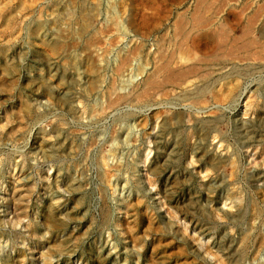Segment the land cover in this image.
Here are the masks:
<instances>
[{"label": "rangeland", "instance_id": "obj_1", "mask_svg": "<svg viewBox=\"0 0 264 264\" xmlns=\"http://www.w3.org/2000/svg\"><path fill=\"white\" fill-rule=\"evenodd\" d=\"M197 1L200 0H0V33H3L0 34V39H3L0 40V123H3L0 124V264H264V5L259 8L264 1L209 0L212 5L208 0L201 1V5ZM190 2L194 3L193 7ZM205 2L208 5H204ZM199 7L203 9L202 13L209 7L204 11L207 12L204 17L206 16L208 25L197 27L192 18L190 19ZM249 9L255 15H251ZM231 14L238 16L237 19ZM249 15L256 18L252 19ZM179 19L185 23V28L179 26ZM252 21L254 23L251 27ZM249 25L255 30L247 28ZM214 27H219L217 30L225 29L226 41L217 37ZM244 29L251 30L250 34L244 36L245 41L262 42L254 45V50L251 48L252 51L248 53L243 48L239 50V44L232 43L234 37L236 39ZM117 32L120 35L115 34ZM167 33L170 38L166 37ZM252 35L255 36L252 38ZM110 37H113L112 41ZM202 38L204 41L200 40ZM96 41L99 42L95 45L93 42ZM179 42L181 46L178 45ZM243 42L241 41V46L245 44ZM188 47L193 51L189 52ZM219 47L221 50H217ZM164 49L165 55L162 54ZM215 49L217 51L214 52ZM255 50L262 55L261 59H258L260 56ZM176 51L180 54L177 55ZM253 52L257 59H254L255 56L251 57ZM214 53L219 56L215 57ZM222 53L224 54L221 55ZM169 57L172 58L171 61ZM180 57L185 66L176 64ZM184 59L188 60L187 63ZM167 61L170 62V70H176L175 72L192 65L198 69L178 79L179 83L178 80L171 81L172 83L162 80L161 74L158 77L159 84L153 86L154 89L149 88L152 93H148L149 90L143 87H146V78L151 72L159 70L161 64H167ZM209 62H213V66ZM181 66L183 67L180 68ZM48 85L52 91L48 89ZM108 85H112L113 89ZM140 86L143 88L140 89ZM226 88L231 89L228 91ZM195 90L197 94L193 92ZM170 93L176 101L171 98ZM225 97H229V100ZM110 98L120 103L117 106L116 102L110 104ZM144 101L146 105L149 101V104L146 106ZM188 103L192 105L189 106ZM107 104L111 108L105 107ZM161 112H164V116ZM245 112H248L247 115ZM151 113H154L152 117ZM193 123H197L196 126ZM157 128L160 134H157ZM212 128L217 129L216 132ZM148 158H151L150 161ZM211 176L216 178L212 179ZM16 177L19 180L15 181ZM137 198L144 203L136 202ZM126 201L131 203L125 204ZM49 205H54V208ZM56 205H59L58 208ZM133 210H137V213ZM184 229L189 231L185 232ZM218 255L222 257L219 258Z\"/></svg>", "mask_w": 264, "mask_h": 264}, {"label": "bare ground", "instance_id": "obj_2", "mask_svg": "<svg viewBox=\"0 0 264 264\" xmlns=\"http://www.w3.org/2000/svg\"><path fill=\"white\" fill-rule=\"evenodd\" d=\"M201 1L204 2V0H200V1H197V2L200 4ZM223 1H225V0H223ZM228 1H231V0H228ZM250 1H251V0H250ZM250 1H249V2H250ZM259 1H260V0H259ZM261 1H262V0H261ZM263 1H264V0H263ZM202 2H201V4H202ZM208 2H209V0H208ZM232 2H233V0H232ZM232 2H231V3H232ZM241 2H242V1H241ZM254 2H255V1H254ZM188 3H189V2H188ZM205 3H206V2H205ZM209 3H210V2H209ZM224 3H225V2H224ZM226 3L228 4L229 2H226ZM226 3H225V4H226ZM234 3H235V2H234ZM243 3H244V2H243ZM243 3H242V4H243ZM246 3H248V2H246ZM251 3L253 4V2H250V4H251ZM255 3H256V2H255ZM190 4L192 5V4H194V3H191V2H190ZM201 4H200V5H201ZM210 4H211V3H210ZM217 4H218V3H217ZM229 4H230V3H229ZM235 4L237 5V3H235ZM239 4H240V3H239ZM242 4H241V5H242ZM250 4H249V5H250ZM262 4L264 5V3H261V4H260L261 6H259V5H257V6H259V8H260V7H263ZM204 5H208V4L206 3V4H204ZM211 5H212V4H211ZM219 5L221 6V1H220V4H219ZM123 6H124V5H123ZM186 6H187V5H186ZM195 6H196V5H195ZM222 6L224 7V4H223ZM228 6H229V5H228ZM237 6H238V5H237ZM251 6H252V5H251ZM1 7H2V6H1ZM6 7H7V6H6ZM124 7H125V6H124ZM184 7H185V5H184L182 8H184ZM190 7H191V6H190ZM192 7H193V5H192ZM192 7H191V8H192ZM218 7H219V6H218ZM223 7H222V8L219 7V8L223 9ZM229 7H231V6H229ZM229 7H227V8L229 9ZM252 7L254 8V6H252ZM214 8H215V7H214ZM244 8H245V7H244ZM246 8H248V6H246ZM0 9H1V8H0ZM122 9H123V8H122ZM208 9H209V7H208ZM208 9H205V10H208ZM221 9H220V10H221ZM228 9H226V10H228ZM233 9H234V8H233ZM236 9L238 10L237 7H236ZM240 9H243V7L240 8ZM250 9H251V8H250ZM250 9H249V10H250ZM256 9H257V8H255V12H257ZM9 10H10V9H9ZM125 10H126V9H125ZM180 10H181V8H180ZM186 10H187V9H186ZM192 10H193V9H192ZM202 10H203V9H200V7H199L194 13H192V14H193V15H192L193 17H190V19L192 18V21H194V24H195V26H197V27H198V25H199V26H205V25H208V21L205 19L206 16L204 17L205 13H207V12H204V11H205V10H204V11H203L204 14H203V13H202ZM246 10H247V9H246ZM249 10H248V11H249ZM259 10H260V9H259ZM259 10H258V11H259ZM4 11H6V10H4ZM7 11H8V10H7ZM178 11H179V8H178ZM181 11H182V10H181ZM216 11H217V9H216ZM224 11H225V10H224ZM252 11H254V9H253ZM263 11H264V10H263ZM190 12H191V11H190ZM208 12H209V11H208ZM214 12H215V11H214ZM218 12H219V11H218ZM222 12H223V10H222ZM239 12H240V11H239ZM245 12H247V11H245ZM250 12H251V10H250ZM255 12H254V13H255ZM261 12H262V10H261ZM173 13H174V12H173ZM223 13H224V12H223ZM233 13H236V12H233ZM247 13H248V12H247ZM254 13L251 12V15L254 14ZM257 13H258V12H257ZM259 13H260V12H259ZM262 13H263V12H262ZM209 14H210V13H209ZM211 14L213 15V13H211ZM215 14H216V12H215ZM225 14H226V11H225ZM236 14H240V13H236ZM248 14H249V13H248ZM263 14H264V13H263ZM0 15H1V14H0ZM126 15H127V14H126ZM207 15H208V14H207ZM217 15H218V14H217ZM219 15H220V14H219ZM222 15H223V14H222ZM231 15H232V14H231ZM254 15H255V14H254ZM261 15H262V14H261ZM5 16H6V13H5ZM173 16H174V15H173ZM178 16H179V15H178ZM210 16H211V15H210ZM232 16H233V15H232ZM240 16H241V15H240ZM240 16H239V17H240ZM242 16H243V15H242ZM249 16H250V15H249ZM249 16H247V17L249 18ZM257 16H258V15H257ZM259 16H260V15H259ZM259 16H258V17H259ZM12 17H13V16H12ZM14 17H15V16H14ZM14 17H13V18H14ZM123 17H124V16H123ZM123 17H122V18H123ZM214 17H215V15H214ZM233 17H236V16H233ZM237 17H238V16H237ZM237 17H236V19H237ZM244 17H245V16H244ZM261 17H262V16H261ZM8 18H9V17H8ZM250 18H252V17L250 16ZM254 18H256V17H254ZM254 18H252V19H254ZM1 19H2V18H1ZM16 19H17V18H16ZM169 19H170V18H169ZM169 19H168V20H169ZM172 19H173V17H172ZM213 19H214V18H213ZM239 19H241V17H240ZM252 19H251V20H252ZM263 19H264V18H263ZM7 20H8V19H7ZM185 20H186V19H185ZM211 20H212V18H211ZM218 20H220V19H219V16H218ZM225 20H226V19H225ZM232 20H233V19H232ZM234 20H235V19H234ZM256 20H257V19H256ZM256 20H255V21H256ZM173 21H174V20H173ZM173 21H172V23H173ZM235 21H236V20H235ZM238 21H241V20H238ZM247 21H250V20L248 19ZM10 22H12V21H10ZM177 22H178V21H177ZM177 22L175 21V23H177ZM179 22H180V23H179V26H181V28L183 29V27L185 26V25H184L185 23H184L182 20H180V19H179ZM214 22H216V21H214ZM218 22H219V21H218ZM220 22H221V21H220ZM262 22H264V21H262ZM12 23H13V22H12ZM162 23H163V22H162ZM162 23H161V24H162ZM169 23H170V22H169ZM169 23H168V24H169ZM189 23H190V22H189ZM192 23H193V22H192ZM216 23H217V22H216ZM236 23H238V22L236 21ZM243 23H244V22H243ZM253 23H254V22L252 21V22H251V27H252V24H253ZM31 24H32V23H31ZM158 24H159V23H158ZM166 24H167V23H166ZM166 24H165V25H166ZM173 24H174V23H173ZM186 24H187V23H186ZM190 24H191V23H190ZM227 24L229 25V22H228ZM232 24H233V23H232ZM232 24H231V25H232ZM246 24H247V23H246ZM261 24H262V23H261ZM261 24H260V25H261ZM134 25H135V23H134ZM214 25H215V24H214ZM217 25H218V24H217ZM217 25H216V26H217ZM220 25H221V24H220ZM220 25H219V26H220ZM242 25H244V24H242ZM260 25H259V26H260ZM30 26H31V25H30ZM163 26H164V25H163ZM172 26H173V25H172ZM175 26H176V25H175ZM177 26H178V24H177ZM179 26H178V28H179ZM191 26H194V25H191ZM209 26H211V25H209ZM225 26H226V25H225ZM229 26H230V25H229ZM229 26H228V27H229ZM254 26H255V25H254ZM259 26H258V27H259ZM261 26H262V25H261ZM8 27H10V26H8ZM14 27H15V26H14ZM34 27H35V26H34ZM110 27H111V26H110ZM152 27H153V26H152ZM156 27H157V25H156ZM167 27H168V26H167ZM185 27H186V26H185ZM185 27H184V28H185ZM207 27H208V26H207ZM222 27H224V26H222ZM233 27H234V26H233ZM233 27H232V29H233ZM238 27H239V26H238ZM248 27H249V29H254V28H251L250 25L247 26V28H248ZM94 28H95V27H94ZM168 28H169V27H168ZM170 28H171V27H170ZM188 28H189V26H188ZM191 28H192V27H191ZM209 28H210V27H209ZM211 28H212V27H211ZM214 28L216 29V27H214ZM218 28H219V27H218ZM218 28H217V29H218ZM229 28H230V27H229ZM240 28H242V27H240ZM260 28H261V27H260ZM16 29H17V28H16ZM40 29H41V28H40ZM113 29H114V28H113ZM149 29H150V28H149ZM172 29H173V28H172ZM172 29H171V30H172ZM186 29H187V28H186ZM189 29H190V28H189ZM199 29H201V27H200ZM199 29L197 28V31H198ZM217 29H216V30H217ZM230 29H231V28H230ZM249 29H246V30L244 29L243 33L240 32L241 35H239V36L234 35V36H236V39H235V37H234V40H233V41L231 40L233 44H236V43L239 44V46H237L238 49H239V48H241V49H242V48L245 49V51H247V52H245V53H248L254 45H256V44H261V43H262V42H261V43H259V42L256 43L255 40L251 41L250 39H249V41H251V42H247V40H246V41L244 40V38H245L244 36H247L248 34H250L249 31H251V30H249ZM257 29H258V28H257ZM107 30H108V28H107ZM169 30H170V29H169ZM180 30H181V29H180ZM190 30H191V29H190ZM201 30H202V29H201ZM208 30H209V29H208ZM212 30H213V29H212ZM224 30H225V29L223 28V30L219 29V30H217V31H215V32H216L217 37H218L220 40H224V41H226V40H227V36L225 35ZM235 30H236V28H235ZM237 30H238V29H237ZM242 30H243V29H242ZM254 30H255V29H254ZM7 31H8V30H7ZM7 31H6V32H7ZM93 31H97V30H93ZM105 31H106V30H105ZM105 31H103V32H105ZM110 31H111V30H110ZM114 31H115V30H114ZM157 31H158V30H157ZM159 31H160V30H159ZM161 31H162V30H161ZM195 31H196V30H195ZM228 31H229V30H228ZM239 31H240V30H239ZM8 32H9V31H8ZM97 32H98V31H97ZM99 32L101 33L102 31L99 30ZM115 32H116V31H115ZM131 32H133V31L131 30ZM155 32H156V31H155ZM163 32H164V30H163ZM177 32H178V31H177ZM185 32H187V31H185ZM188 32H189V30H188ZM213 32H214V31H213ZM215 32H214V33H215ZM253 32H254V31H253ZM100 33H99V34H100ZM107 33H108V31H107ZM161 33H162V32H161ZM168 33H169V32H168ZM168 33H167L166 37L168 36ZM170 33H171V31H170ZM251 33H252V32H251ZM0 34H3V33H0ZM99 34H98V35H99ZM110 34H111V33H110ZM110 34H109V35H110ZM115 34H119V32H117V33H115ZM115 34H114V35H115ZM129 34H130V33H129ZM152 34H153V33H152ZM156 34H157V33H156ZM163 34H165V33H163ZM178 34H179V32H178ZM182 34H183V33H182ZM185 34H186V33H185ZM185 34H184V36H185ZM195 34H196V33H195ZM195 34H194V35H195ZM232 34H234V33H232ZM238 34H239V32H238ZM252 34H253V33H252ZM258 34H259V33H258ZM95 35H96V32H95ZM95 35H94V36H95ZM100 35H101V34H100ZM104 35H106V34L104 33ZM111 35H112V34H111ZM114 35H113V36H114ZM119 35H120V34H119ZM126 35H127V34H126ZM131 35H133V34H131ZM161 35H162V34H161ZM173 35H174V34H173ZM190 35H191V34H190ZM2 36H3V35H2ZM2 36H1V37H2ZM5 36H6V35H5ZM106 36H108V35H106ZM123 36H124V35H123ZM153 36H155V35H153ZM184 36H182L183 39H184ZM187 36H188V35H187ZM253 36H255V35H252V38H253ZM99 37H100V36H99ZM127 37H128V36H127ZM131 37H132V36H131ZM133 37H136V38H137V36H134V35H133ZM158 37H159V36H158ZM161 37H163V36H161ZM231 37H232V35H231ZM249 37H250V36H249ZM96 38H97V37H96ZM110 38H111V37H110ZM112 38H113V37H112ZM112 38H111V41H112ZM128 38H129V37H128ZM168 38H170V37L168 36ZM173 38H174V37H173ZM182 38H181V40H182ZM192 38H193V37H192ZM208 38H209V37H208ZM214 38H215V37H214ZM214 38H213V39H214ZM229 38H230V37H229ZM262 38H263V37H262ZM106 39H108V38H106ZM116 39H117V38H115V40H116ZM130 39L132 40V38H130ZM134 39H135V38H134ZM138 39L141 41L140 38H138ZM145 39H147V38L145 37ZM161 39H162V38H161ZM179 39H180V38H179ZM186 39H187V38H186ZM260 39H261V38H260ZM0 40H1V39H0ZM2 40H3V39H2ZM2 40H1V41H2ZM92 40H95V38H93ZM135 40H136V39H135ZM170 40H171V39H170ZM173 40H176V39H173ZM194 40H195V39H194ZM200 40H203V38L200 39ZM210 40H211V39H210ZM214 40H215V39H214ZM99 41H100V40H99ZM99 41H96V42H93V43H95V45H96V43L98 44ZM104 41H105V40H104ZM133 41H134V40H133ZM137 41H138V40H137ZM153 41H154V40H153ZM153 41H152V42H153ZM164 41H166L165 38H164ZM167 41H168V40H167ZM177 41H178V40H177ZM203 41H204V40H203ZM211 41H212V40H211ZM241 41H244L243 43H245L244 45L242 44V46H241ZM256 41H257V40H256ZM113 42H114V40H113ZM122 42H124V41H122ZM148 42H149V41H148ZM154 42H155V41H154ZM158 42L160 43V41H158ZM168 42H169V41H168ZM173 42H174V41H173ZM180 42H181V41H180ZM180 42L178 43V45L181 44ZM221 42H222V41H221ZM5 43H8V42H5ZM120 43H121V42H120ZM129 43H130V42H129ZM137 43H139V42H137ZM143 43H145V42H143ZM146 43H147V40H146ZM149 43H150V42H149ZM170 43H171V42H170ZM176 43H177V42H176ZM176 43H175V44H176ZM207 43H209V42H207ZM215 43H216V42L214 41V44H215ZM109 44H110V41H109ZM121 44H122V43H121ZM133 44H134V42H133ZM156 44H158V43H156ZM164 44H165V43H164ZM191 44H192V43H191ZM202 44H204V43H202ZM218 44H219V42H218ZM220 44H221V43H220ZM237 44H236V45H237ZM72 45H73V44H72ZM92 45H93V44H92ZM104 45H105V44H104ZM116 45H117V44H116ZM126 45H127V44H126ZM136 45H137V44H136ZM161 45H162V44H161ZM171 45L174 46V44H171ZM176 45H177V44H176ZM176 45H175V46H176ZM192 45L195 46V44H192ZM215 45H216V47H217V44H215ZM228 45H229V44H228ZM230 45H231V44H230ZM230 45H229V46H230ZM93 46H94V45H93ZM100 46H101V45H99V48H101ZM107 46H108V45H106V47H107ZM121 46H123V45H121ZM131 46H132V45H131ZM146 46H147V45H146ZM150 46H151V44H150ZM155 46H156V45H155ZM158 46H159V45H158ZM163 46H164V45H163ZM167 46H169V45H167ZM173 46H170V47H173ZM179 46H181V45H179ZM188 46H189V45H188ZM219 46H220V45H219ZM226 46H227V45H226ZM229 46H228V47H229ZM262 46H263V45H262ZM97 47H98V46H97ZM106 47H104V48H106ZM116 47H117V46H116ZM129 47H130V46H129ZM138 47H139V46H138ZM164 47H166V45H165ZM199 47H200V46H199ZM202 47H203V46H202ZM209 47H210V46H209ZM211 47H212V46H211ZM214 47H215V46H214ZM214 47H213V48H214ZM232 47H233V46H232ZM107 48H108V47H107ZM111 48H112V47H111ZM130 48H131V47H130ZM141 48L143 49V47H141ZM148 48H149V47H148ZM156 48H157V47H156ZM166 48H168V47H166ZM179 48H180V47H179ZM179 48H178V49H179ZM197 48H198V46H197ZM207 48H208V47H207ZM226 48H227V47H226ZM229 48H231V47H229ZM229 48H228V49H229ZM234 48H236V47H234ZM234 48H233V49H234ZM259 48H260V47H259ZM93 49H94V48H93ZM113 49H114V47H113ZM128 49H129V48H128ZM128 49H127V50H128ZM158 49H159V48H158ZM170 49H171V48H170ZM178 49H177V50H178ZM187 49H189V52H190V50H192V49L189 48V47H188ZM187 49H186V50H187ZM198 49H199V48H198ZM198 49H196L197 53H198ZM208 49H209V48H208ZM218 49L221 50L220 47L217 48V50H218ZM231 49H232V48H231ZM231 49H230V50H231ZM252 49L254 50V48H252ZM256 49H257V48H256ZM115 50H116V49H115ZM179 50H180V49H179ZM199 50H200V49H199ZM204 50H205V49H204ZM204 50H203V51H204ZM217 50L215 49V50H213V51L215 52V51H217ZM239 50H240V49H239ZM103 51H104V50H103ZM112 51H113V50H112ZM145 51H146V50H145ZM153 51H154V50H153ZM157 51H158V50H157ZM165 51H166V50L164 49V52H163L162 54L165 55V54H166ZM192 51H193V50H192ZM192 51H191V52H192ZM210 51H211V50H210ZM210 51H208V52H210ZM225 51H226V50H225ZM251 51H252V50H251ZM255 51L257 52V50H255ZM262 51H264V50H262ZM94 52H95V50H94ZM129 52H130V51H129ZM142 52H144V51L142 50ZM176 52H177V51H176ZM235 52H236V51H235ZM241 52H242V51H241ZM258 52H259V51H258ZM258 52H257V53H258ZM91 53H92V52H91ZM98 53H99V52H98ZM140 53H141V52H140ZM146 53H147V52H146ZM153 53H154V52H153ZM172 53L174 54V51H173ZM177 53H178V52H177ZM185 53H186V52H185ZM192 53H193V52H192ZM197 53H196V54H197ZM202 53H203V52H202ZM224 53H225V52H224ZM224 53H222L221 55H223ZM229 53L231 54V52H229ZM128 54H129V53H128ZM132 54H133V51H132ZM154 54H155V53H154ZM156 54H157V53H156ZM162 54H161V55H162ZM168 54H169V52H168ZM170 54H171V53H170ZM170 54H169V55H170ZM173 54H172V57H173ZM179 54H180V53H178L177 55H179ZM199 54H200V53H199ZM215 54H217V53H214V55H215ZM219 54H220V53H219ZM237 54H240V53L238 52ZM251 54H252V53H251ZM130 55H131V54H130ZM144 55H145V54H144ZM182 55H183V54H182ZM191 55H192V54H191ZM214 55H213V56H214ZM227 55H228V54H227ZM255 55H256V53H255ZM255 55H254V52H253V55H251V57H253V56H255ZM258 55L260 56L258 59H261V56H262V55H260L259 53H258ZM94 56H95V54H94ZM96 56H97V55H96ZM103 56H104V55H103ZM147 56H148V55H147ZM150 56H151V55H150ZM152 56H153V55H152ZM157 56H158V55H157ZM187 56H188V55H187ZM187 56H186V57H187ZM193 56H194V55H193ZM195 56H196V55H195ZM204 56H205V55H204ZM218 56H219V55H218ZM218 56L215 55V57H218ZM256 56H257V55H256ZM256 56H255V57H256ZM129 57H130V56H128V58H129ZM160 57H161V56H160ZM177 57H178V56H177ZM186 57H185V58H186ZM188 57H189V56H188ZM191 57H192V56H191ZM221 57H222V56H221ZM223 57H226V55H224ZM229 57H230V55H229ZM229 57H228V58H229ZM138 58H139V57H138ZM147 58H148V57H147ZM156 58H157V57H156ZM156 58H154V59H156ZM162 58H163V55H162ZM166 58H167V57H166ZM169 58H170V57H169ZM198 58H199V56H198ZM198 58H197V59H198ZM205 58H206V57H205ZM205 58H204V59H205ZM211 58H212V55H211ZM233 58H234V57H233ZM236 58H237V57H236ZM104 59H105V58H104ZM125 59H126V58H124V60H125ZM133 59H135V58L133 57ZM142 59H143V58H142ZM154 59H153V60H154ZM171 59H172V58H170V60H169V59H167V60L171 61ZM186 59H187V58H186ZM186 59H184V60H186ZM194 59H195V58H194ZM201 59H202V58H201ZM207 59H208V58H207ZM214 59H216V58H214ZM241 59H242V57H241ZM250 59H251V58H250ZM254 59H257V57L254 58ZM262 59H263V57H262ZM128 60H129V59H128ZM144 60H145V59H144ZM146 60H148V59H146ZM150 60H151V59H150ZM150 60H149V61H150ZM159 60H161V59H159ZM177 60H178V59H177ZM181 60H182V59H181V57H180L179 62H178V63L176 62V64H178V65H182V64H184V63H182ZM184 60H183V61H184ZM211 60H212V59H211ZM232 60H233V59H232ZM238 60H239V59H238ZM248 60H249V59H248ZM263 60H264V59H263ZM117 61H118V59H117ZM121 61H122V60L120 59V62H121ZM133 61H134V60H133ZM165 61H166V59H165ZM169 61H167V64H161V67H159V70H155V71L151 72V74L148 75L149 77L146 78V79H147V80H146V83H144V84H146V87L143 86L145 89H148V90H149V88H153V86H156L157 84H159V78H158V77H159V75H161V74L163 75V77H161V78H163L162 80L165 79V80H167V81H169V82H171V81H175V82H176L178 79L182 78L183 76H186V75L189 74V73H193V72H195L196 69H198V67L196 68V67H194V66L192 65V67H187V68L185 67V70H182V69H181V71H180V69H179V71L175 72L176 70H175V71H174V70H170V68H169V63H170V62H169ZM173 61H174V59H173ZM187 61H188V60H186V63H187ZM192 61H193V60H192ZM197 61H199V60H197ZM208 61H210V57H209ZM213 61H214V60H213ZM239 61H240V60H239ZM252 61H253V60H252ZM120 62H118V63H120ZM131 62H132V60H131ZM160 62H161V61H160ZM163 62H164V61H163ZM174 62H175V61H174ZM174 62H173V63H174ZM230 62H231V61H230ZM248 62H249V61H248ZM250 62H251V61H250ZM254 62H255V61H254ZM254 62H253V64H254ZM257 62H258V61H257ZM263 62H264V61H263ZM127 63H128V61H127ZM144 63H145V62H144ZM154 63H155V61H154ZM195 63H197V62H195ZM209 63H210V62H209ZM212 63H213V62H212ZM212 63H210L211 66H213ZM234 63H236V62H234ZM251 63H252V62H251ZM125 64H126V63H125ZM152 64H153V63H152ZM158 64H159V63H158ZM188 64H189V63H188ZM190 64H191V63H190ZM192 64H193V63H192ZM197 64H198V63H197ZM205 64L207 65V63H205ZM219 64H220V63H219ZM219 64H217V65H219ZM261 64H262V63H261ZM261 64H260V65H261ZM119 65H120V64H119ZM121 65H122V63H121ZM132 65H133V64H132ZM199 65H200V64H199ZM217 65H216V66H217ZM248 65H249V64H248ZM256 65H257V64H256ZM263 65H264V63H263ZM173 66H174V64H173ZM184 66H185V64H184ZM186 66H187V65H186ZM190 66H191V65H190ZM200 66H201V65H200ZM203 66H204V64H203ZM203 66H202V67H203ZM221 66H222V65H221ZM230 66H231V64H229L228 67H230ZM261 66H262V65H261ZM113 67H116V66H113ZM145 67H146V66H145ZM148 67H149V66H148ZM154 67H155V66H154ZM182 67H183V66H181L180 68H182ZM202 67H201V68H202ZM236 67H237V66H236ZM236 67H235V68H236ZM240 67H241V65H240ZM150 68H152V67H150ZM201 68H200V69H201ZM212 68H213V67H212ZM216 68H217V67H216ZM216 68H215V69H216ZM218 68H219V67H218ZM232 68H233V67H232ZM254 68H255V67H254ZM257 68H258V67H257ZM257 68H256V69H257ZM107 69H108V68H107ZM116 69H117V67H116ZM121 69H122V68H121ZM207 69H208V67H207ZM210 69H211V68H210ZM213 69H214V68H213ZM223 69H224V68H223ZM251 69H252V68H251ZM114 70H115V68H114ZM119 70H120V69H119ZM119 70H118L117 72H119ZM126 70H127V69H126ZM128 70H129V69H128ZM145 70H146V69H145ZM145 70H144V71H145ZM216 70H218V69H216ZM226 70H229V69L227 68ZM101 71H102V70H101ZM110 71H111V69H110ZM112 72H113V71H112ZM147 72H148V71H147ZM201 72H202V71H201ZM219 72H221V71L219 70ZM223 72H224V71H223ZM223 72H222V73H223ZM225 72H226V71H225ZM263 72H264V71H263ZM107 73H108V72H107ZM109 73H110V72H109ZM145 73H146V72H145ZM203 73H204V72H203ZM209 73H210V72H209ZM251 73H252V72H251ZM255 73H256V72H255ZM258 73H259V71H258ZM98 74H99V73H98ZM104 74H105V73H104ZM112 74H113V73H112ZM117 74H118V73H117ZM198 74H199V73H198ZM211 74H212V72H211ZM211 74H210V75H211ZM216 74H217V73H216ZM238 74H239V73H238ZM240 74H241V73H240ZM242 74H243V73H242ZM248 74H249V73H248ZM106 75H108V74H106ZM113 75H114V74H113ZM113 75H112V76H113ZM195 75H196V74H195ZM232 75H233V74H232ZM254 75H255V74H254ZM42 76H44V75H42ZM116 76H117V75H116ZM193 76H194V75H193ZM207 76H208V75H207ZM235 76H236V74H235ZM235 76H233V77H235ZM244 76H245V75H244ZM113 77H114V76H113ZM113 77H112V78H113ZM140 77H141V76H140ZM188 77H189V76H188ZM194 77H195V76H194ZM194 77H192V78L194 79ZM210 77H211V76H210ZM210 77H209V78H210ZM213 77H214V76H213ZM37 78H38V77H37ZM104 78H105V77H104ZM104 78H102L103 81L105 80ZM117 78H118V77H117ZM144 78H145V75H144ZM185 78H186V77H185ZM192 78H191V79H192ZM197 78H198V77H197ZM199 78H200V77H199ZM207 78H208V77H207ZM8 79H9V78H8ZM106 79H107V78H106ZM142 79H143V78H142ZM188 79H190V78H188ZM193 79H192V80H193ZM200 79H202V78H200ZM200 79H199V81H201ZM211 79H212V78H211ZM48 80H49V79H48ZM111 80H112V79H111ZM137 80H138V79H137ZM140 80H141V79H140ZM115 81H116V80H115ZM167 81H166V82H167ZM184 81H187V80H184ZM184 81H182V82H184ZM190 81H191V80H190ZM195 81H196V80H195ZM204 81H205V80H204ZM206 81H207V79H206ZM219 81H220V80H219ZM49 82H50V81H49ZM104 82H105V81H104ZM144 82H145V81H144ZM162 82H163V81H162ZM162 82H161V83H162ZM179 82H180V81L178 80V83H179ZM191 82H194V81H191ZM208 82H209V81H208ZM223 82H224V81H223ZM228 82H229V81H227V83H228ZM11 83H12V82H11ZM13 83H14V82H13ZM35 83H36V82H35ZM38 83H39V81H38ZM109 83H110V82H109ZM112 83H113V82H112ZM112 83H111V84H112ZM114 83H115V82H114ZM135 83H136V82H135ZM171 83H172V82H171ZM189 83H190V82H189ZM209 83H210V82H209ZM232 83H233V82H232ZM234 83H235V80H234ZM50 84H51V83H50ZM99 84H100V83H99ZM144 84H143V85H144ZM176 84H177V83H176ZM194 84H195V83H194ZM200 84H201V83H200ZM204 84H205V82H204ZM211 84H212V81H211ZM228 84H229V83H228ZM36 85H37V84H36ZM112 85H113V84H112ZM112 85H111V86H112ZM131 85H132V84H131ZM134 85H135V84H134ZM162 85H164V84H162ZM188 85H190V84H188ZM216 85H217V84H216ZM220 85H221V84H220ZM224 85L227 86L226 84H224ZM6 86H7V85H6ZM99 86H100V85H99ZM99 86H98V87H99ZM101 86H103V85H101ZM108 86H109V85H108ZM111 86H109V87H111ZM113 86H115V85H113ZM113 86H112V87H113ZM170 86H171V85L169 84V87H170ZM172 86H173V85H172ZM174 86H175V85H174ZM181 86H182V88H183V85H181ZM192 86H193V84H192ZM195 86H197V85H195ZM195 86H194V88H195ZM200 86L203 87V85H200ZM205 86H206V84H205ZM205 86H204V88H206ZM221 86H222V85H221ZM228 86H229V85H228ZM232 86H233V85H232ZM234 86H236V84H234ZM52 87H53V86H52ZM112 87H111V88H112ZM116 87H117V86H116ZM135 87H136V86H135ZM141 87H142V86H140V89L143 88V87H142V88H141ZM167 87H168V86H167ZM185 87H186V86H185ZM197 87H198V86H197ZM197 87H196L195 89H197ZM208 87H210V86H208ZM208 87H207V88H208ZM230 87H231V86H230ZM39 88H40V86L38 87V89H39ZM114 88H115V87H114ZM131 88H132V87H131ZM164 88H165V87H164ZM164 88H163V90H162V93L165 92V89H166V88H165V89H164ZM170 88H172V87H170ZM173 88H174V87H173ZM192 88H193V87H192ZM199 88H200V87H199ZM199 88H198V89H199ZM232 88H233V87H232ZM48 89H49V85H48ZM50 89H51V91H52V88H50ZM50 89H49V90H50ZM53 89H54V87H53ZM112 89H113V88H112ZM116 89H117V88H116ZM133 89H134V86H133ZM153 89H154V88H153ZM176 89H177V88H176ZM176 89H175V90H176ZM219 89H220V86H219ZM221 89H222V87H221ZM226 89H227V88H226ZM230 89H231V88H230ZM230 89H229V90H230ZM236 89H237V88H236ZM11 90H12V89H11ZM97 90H98V89H97ZM118 90H120V89H118ZM136 90H137V89H136ZM138 90H139V89H138ZM138 90H137V91H138ZM151 90H152V89H151ZM169 90H170V89H169ZM169 90H168V91H169ZM171 90H172V89H171ZM175 90H174V92H175ZM177 90H179V89H177ZM180 90H181V89H180ZM182 90H183V89H182ZM192 90H193V89H192ZM213 90H215V89H214V86H213ZM227 90H228V89H227ZM227 90H226V91H227ZM229 90H228V91H229ZM126 91H127V90H126ZM128 91H129V89H128ZM137 91H136V92H137ZM163 91H164V92H163ZM184 91H185V90H184ZM188 91H189V89H188ZM233 91H234V90H233ZM143 92H146V91H143ZM147 92H148V91H147ZM147 92H146V93H147ZM150 92H151V91L149 90L148 93H150ZM181 92H182V91H181ZM193 92H196V90L193 91ZM235 92H236V90H235ZM237 92H238V91H237ZM237 92H236V93H237ZM105 93H106V92H104V96H105ZM146 93H145V95H147ZM151 93H152V92H151ZM158 93H160V92H158ZM175 93H176V92H175ZM178 93H179V92H178ZM178 93H177V94H178ZM189 93H190V92H189ZM209 93H210V92H209ZM209 93H208V94H209ZM211 93H212V92H211ZM233 93H234V92H233ZM239 93H240V92H239ZM251 93H252V92H251ZM112 94H113V93H112ZM112 94H111V95H112ZM124 94H127V93H124ZM139 94H140V93H139ZM172 94H173V93H172ZM183 94H184V93H183ZM192 94H194V93H192ZM196 94H197V92H196ZM214 94H215V93H214ZM214 94H213V95H214ZM70 95H72V93H70ZM108 95H109V93H108ZM111 95H110V96H111ZM119 95H120V94H119ZM119 95H118V97H119ZM141 95H142V93H141ZM148 95H149V94H148ZM156 95H157V94H156ZM156 95L154 94V96H156ZM160 95H161V94H160ZM162 95H164V94H162ZM174 95H175V94H174ZM187 95H188V93H187ZM190 95H191V94H190ZM190 95H189V96H190ZM229 95H230V94H229ZM232 95H233V94H232ZM73 96H74V95H73ZM113 96H114V95H113ZM129 96H130V95H129ZM129 96H128V98H129ZM134 96H135V95H134ZM134 96H133V97H134ZM137 96H138V95H137ZM170 96H172L171 98L174 99V100L176 101V98H175L173 95H171V93H170ZM180 96H181V94L178 95V97H180ZM182 96H183V95H182ZM196 96H197V95H195V97H196ZM215 96H216V95H215ZM237 96H238V95H237ZM237 96H236V97H237ZM247 96H248V93H247ZM250 96H251V95H250ZM255 96H256V95H255ZM67 97H68V96H67ZM67 97H66V98H67ZM70 97H71V96H70ZM70 97H69V98H70ZM114 97H115V96H114ZM126 97H127V96H126ZM138 97H140V96H138ZM143 97H144V96H143ZM152 97H153V96H152ZM168 97H169V96H168ZM173 97H174V98H173ZM183 97H185V96H183ZM190 97H191V96H190ZM192 97H193V96H192ZM238 97H239V96H238ZM244 97H245V96H244ZM248 97H249V96H248ZM256 97H257V96H256ZM48 98H49V97H48ZM156 98H157V97H156ZM169 98H170V97H169ZM169 98H168V99H169ZM225 98H228V100H229V97H225ZM104 99H105V97H104ZM110 99H111V101H109L110 104L116 102V100H113L112 98H110ZM120 99H121V98H120ZM132 99H133V98H132ZM136 99H137V98H136ZM138 99L140 100L141 98H138ZM152 99H153V98H152ZM154 99H155V98H154ZM157 99H159V98H157ZM189 99H190V98H189ZM198 99H199V98H198ZM67 100L70 101V99H67ZM107 100H108V99H107ZM127 100H128V99H127ZM148 100H149V99H148ZM155 100H156V99H155ZM178 100H179V99H178ZM182 100H183V99H182ZM211 100H212V99H211ZM217 100H218V99H217ZM223 100H224V99H223ZM231 100H233V99H231ZM255 100H256V99H255ZM104 101H105V100H104ZM117 101H118V100H117ZM128 101H129V100H128ZM130 101H131V100H130ZM140 101H141V100H140ZM140 101H139V102H140ZM153 101H154V100H153ZM162 101H163V99H162ZM168 101H169V100H168ZM185 101H186V100H185ZM187 101H188V100H187ZM203 101H204V100H203ZM209 101H210V100H209ZM225 101H226V100H225ZM250 101H251V100H250ZM250 101H248V102H250ZM253 101H254V100H253ZM70 102H71V101H70ZM118 102H119V101H118ZM124 102H125V101H124ZM124 102H123V103H124ZM146 102H147V101H146ZM148 102H149V101H148ZM148 102H147V105L149 104ZM155 102H156V101H155ZM182 102H183V101H182ZM223 102H224V101H223ZM228 102H229V101H228ZM234 102H235V101H234ZM234 102H233V103H234ZM262 102H263V101H262ZM68 103H69V102H68ZM106 103H107V102H106ZM119 103H120V102H119ZM119 103L116 102V103H115L116 106H117V104H119ZM136 103H137V102H136ZM156 103H157V102H156ZM158 103L161 104V102H159V101H158ZM210 103H211V101H210ZM214 103H215V102H214ZM221 103H222V102H221ZM225 103H226V102H225ZM255 103H256V102H255ZM258 103H259V102H258ZM124 104H125V103H124ZM126 104H127V103H126ZM129 104H130V103H129ZM144 104H145V101H144ZM151 104H152V103H151ZM151 104H150V105H151ZM178 104H179V103H178ZM181 104H182V103H181ZM183 104H184V103H183ZM190 104H191V103H190ZM122 105H123V104H122ZM134 105H135V104H134ZM136 105H137V104H136ZM145 105H146V104H145ZM147 105H146V106H147ZM185 105H186V104H185ZM188 105H189V103H188ZM191 105H192V104H191ZM191 105H189V106H191ZM218 105H219V104H218ZM221 105H222V104H221ZM226 105H227V104H226ZM247 105H249V104H247ZM261 105H262V104H261ZM70 106H71V105H70ZM74 106H75V105H74ZM107 106H108V104H107L105 107H107ZM138 106H139V105H138ZM141 106H143V105H141ZM181 106H182V105H181ZM219 106H220V105H219ZM219 106H218V107H219ZM254 106H255V105H254ZM257 106H259V105H257ZM71 107H72V106H71ZM99 107H101V105H100ZM108 107L111 108V105H109ZM108 107H107V108H108ZM136 107H137V106H136ZM153 107H154V106H153ZM183 107H184V106H183ZM203 107H205V106H203ZM210 107H211V104H210ZM252 107H253V106H252ZM72 108H73V107H72ZM97 108H98V107H97ZM199 108H200V107H199ZM199 108H198V109H199ZM207 108H208V107H207ZM255 108H256V107H255ZM260 108H262V107H260ZM260 108H259V109H260ZM92 109H93V108H92ZM94 109H95V108H94ZM159 109H160V108H159ZM162 109L164 110V108H162ZM166 109H169V108H166ZM185 109H186V108H185ZM201 109H202V108H201ZM201 109H200V110H201ZM215 109H216V108H215ZM219 109H220V108H219ZM247 109H248V107H247ZM257 109H258V108H257ZM257 109H256V110H257ZM96 110H97V109H96ZM102 110H106V109H102ZM102 110H101V111H102ZM107 110H108V109H107ZM154 110H156V109H154ZM157 110H158V107H157ZM157 110H156V111H157ZM175 110H178V109H175ZM181 110H182V108H181ZM191 110H192V109H191ZM193 110H194V108H193ZM193 110H192L191 112H193ZM207 110L209 111V109H207ZM217 110H218V109H217ZM253 110H254V108H253ZM164 111H165V110H164ZM167 111H169V110H167ZM186 111H187V110H186ZM197 111H198V110H197ZM203 111H204V110H203ZM254 111H255V110H254ZM170 112H171V110H170ZM176 112H177V111H176ZM198 112H199V111H198ZM201 112H202V111H201ZM206 112H207V111H206ZM216 112H217V111H216ZM19 113H20V112H19ZM21 113H22V112H21ZM90 113H91V112H90ZM97 113H100V112H97ZM105 113H106V111H105ZM105 113L103 112V114H105ZM161 113H163V116H164V112H161ZM161 113H160V114H161ZM165 113H166V112H165ZM168 113H169V112H168ZM181 113H182V112H181ZM187 113H188V112H187ZM189 113H190V112H189ZM193 113H194V112H193ZM218 113H219V112H218ZM245 113H246V115H247L248 112H245ZM249 113H250V112H249ZM258 113H259V112H258ZM151 114H152V113H151ZM153 114H154V113H153ZM153 114L151 115V117L153 116ZM222 114H223V113H222ZM251 114H252V113H251ZM22 115H23V114H22ZM91 115H92V114H91ZM93 115H94V113H93ZM96 115H97V114H96ZM155 115H156V114H155ZM165 115H166V114H165ZM169 115H170V114H169ZM195 115H196V114H195ZM209 115H210V114H209ZM216 115H217V114H216ZM220 115H221V114H220ZM240 115H241V114H240ZM262 115H263V114H262ZM103 116H104V115H103ZM163 116H162V117H163ZM166 116H168V115H166ZM213 116H215V115H213ZM218 116H219V115H218ZM218 116H216V117H218ZM223 116H224V115H223ZM235 116H237V115H235ZM251 116H252V115H251ZM254 116H255V115H254ZM256 116H258V115H256ZM256 116H255V117H256ZM260 116H261V115H260ZM20 117H22V116H20ZM99 117H100V116H99ZM143 117H144V116H143ZM159 117H161V115H160ZM178 117H179V116H178ZM187 117H188V115H187ZM191 117H192V116H191ZM191 117H190V118H191ZM203 117H204V116H203ZM203 117H202V118H203ZM208 117H209V116H208ZM239 117H240V116H239ZM249 117H250V116H249ZM263 117H264V116H263ZM140 118H141V117H140ZM145 118H147V117L145 116ZM175 118H176V117H175ZM181 118H182V117H181ZM193 118H194V116H193ZM196 118H199V117H196ZM205 118H206V117H205ZM221 118H222V117H221ZM237 118H238V117H237ZM242 118H243V117H242ZM258 118H259V117H258ZM22 119H23V118H22ZM97 119H98V118H97ZM141 119H144V118H141ZM151 119H152V118H151ZM206 119H207V118H206ZM210 119H211V118H210ZM214 119H215V118H214ZM216 119H217V118H216ZM224 119H225V118H224ZM234 119H235V118H234ZM243 119H244V118H243ZM144 120H145V119H144ZM159 120H160V119H159ZM162 120H165V119L162 118ZM238 120H240V119H238ZM259 120H260V119H259ZM261 120H262V118H261ZM142 121H143V120H142ZM150 121L153 122V121H155V120H150ZM168 121H169V119H168ZM168 121H167V122H168ZM170 121H171V120H170ZM211 121H213V120H211ZM5 122H7V120H6ZM22 122H23V121H22ZM140 122H141V121H140ZM161 122H162V121H160V124H161ZM184 122H185V121H184ZM191 122H192V120H191ZM199 122L201 123V121H199ZM224 122H225V121H224ZM224 122H223V123H224ZM256 122H257V121H256ZM262 122H263V121H262ZM1 123H2V122H1ZM1 123H0V124H1ZM7 123H9V122H7ZM56 123H57V122H56ZM146 123H147V122H145V124H146ZM154 123H156V122H154ZM169 123H170V122H169ZM236 123H237V122H236ZM244 123H245V122H244ZM246 123H247V122H246ZM253 123H254V122H253ZM263 123H264V122H263ZM2 124H3V123H2ZM12 124H14V123H12ZM12 124H10V125H12ZM16 124L19 125V123H16ZM20 124H21V123H20ZM58 124H59V123H58ZM143 124H144V123H143ZM151 124H152V123H151ZM170 124H171V123H170ZM188 124H189V123H188ZM193 124H194V123H193ZM196 124H197V123H196ZM196 124H194V125L196 126ZM201 124H202V123H201ZM201 124H200V125H201ZM206 124H207V123H206ZM217 124H218V123H217ZM239 124H240V123H239ZM251 124H252V123H251ZM254 124H255V123H254ZM5 125H6V124H5ZM21 125H22V124H21ZM147 125H148V123H147ZM149 125H150V124H149ZM200 125H199V126H200ZM213 125H214V124H213ZM220 125H221V124H220ZM236 125L239 126L238 124H236ZM245 125H246V124H245ZM263 125H264V124H263ZM1 126H2V125H1ZM12 126H13V125H12ZM60 126H61V125H60ZM60 126H59V127H60ZM154 126H155V124L153 125V127H154ZM157 126H158V125H157ZM167 126H168V124H167ZM179 126H180V125H179ZM181 126H182V125H181ZM201 126H202V125H201ZM207 126H208V125H207ZM210 126H211V125H210ZM255 126H256V125H255ZM9 127H10V126H9ZM14 127H15V126H14ZM14 127H13V128H14ZM26 127H27V126H26ZM56 127H57V126H56ZM147 127H149V126H147ZM151 127H152V126H151ZM169 127H172V126H169ZM191 127H192V126H191ZM191 127H190V128H191ZM247 127H248V126H247ZM249 127H250V126H249ZM20 128H21V127H20ZM144 128H146V127H144ZM161 128H162V124H161ZM178 128H179V127H178ZM196 128H197V127H196ZM203 128H204V127H203ZM208 128H211V127H208ZM214 128H215V127H214ZM237 128H238V127H237ZM2 129H3V128H2ZM6 129H7V128H6ZM8 129H9V128H8ZM57 129H58V127H57ZM141 129H142V128H141ZM149 129H150V128H149ZM153 129H155V128H153ZM159 129H160V128H159ZM169 129H170V128H169ZM173 129H174V128H173ZM200 129H202V128H200ZM212 129H213V128H212ZM212 129H211V130H212ZM242 129H243V128H242ZM245 129H246V128H245ZM248 129H249V128H248ZM9 130L11 131L12 129H9ZM16 130H17V129H16ZM16 130H15V131H16ZM23 130H24V129H23ZM58 130H59V129H58ZM58 130H57V131H58ZM144 130H145V129H144ZM155 130H156V129H155ZM181 130H182V129H181ZM189 130H190V129H189ZM189 130H188V131H189ZM192 130H193V127H192ZM192 130H191V131H192ZM197 130H198V129H197ZM197 130H195V131H197ZM206 130H207V129H206ZM216 130H217V129H216ZM216 130L213 129V131H215V132H216ZM7 131H8V130H7ZM158 131H159V130H158V128H157V134H160V133H158ZM164 131H165V130H164ZM195 131H194V132H195ZM223 131H224V130H223ZM240 131H241V130H240ZM244 131H245V130H244ZM246 131H247V130H246ZM248 131H249V130H248ZM253 131H254V130H253ZM4 132H5V131H4ZM22 132H23V131H22ZM159 132H160V131H159ZM171 132H172V131H171ZM183 132H184V131H183ZM206 132H207V131H206ZM250 132H252V130H251ZM147 133H148V131H147ZM153 133H154V131H153ZM164 133H165V132H164ZM188 133H189V132H188ZM188 133H187V134H188ZM195 133H196V132H195ZM204 133H205V132H204ZM22 134H24V133H22ZM154 134H155V133H154ZM196 134H197V133H196ZM202 134H203V133H202ZM145 135H146V133H145ZM163 135H164V134H163ZM194 135H195V134H194ZM197 135H198V134H197ZM215 135H217V134H215ZM160 136H161V135H160ZM165 136H166V135H165ZM176 136H177V135H176ZM180 136H182V135L180 134ZM190 136H191V135H190ZM217 136H218V135H217ZM149 137H150V136H149ZM155 137H157V136H155ZM198 137H199V135H198ZM218 137H219V136H218ZM223 137H224V136H223ZM223 137H222V138H223ZM42 138H43V137H42ZM169 138H170V137H169ZM176 138H177V137H176ZM178 138H179V137H178ZM183 138H184V137H183ZM158 139H159V138H158ZM163 139H164V138H163ZM171 139H172V137H171ZM173 139L175 140V138H173ZM179 139H180V138H179ZM191 139H192V138H191ZM197 139H198V138H197ZM200 139H201V138H200ZM46 140H48V139H46ZM150 140H151V139H150ZM150 140H149V141H150ZM156 140H157V139H156ZM156 140H155V142H156ZM164 140H165V139H164ZM202 140H203V139H202ZM223 140H224V139H223ZM158 141H159V140H158ZM177 141H178V140H177ZM179 141H180V140H179ZM179 141H178V142H179ZM191 141H192V140H191ZM217 141H218V139H217ZM150 142H151V141H150ZM155 142H154V143H155ZM167 142H168V140H167ZM189 142H190V141H189ZM199 142H201V141L199 140ZM218 142H219V141H218ZM220 142H222V141H220ZM46 143H49V142L47 141ZM152 143H153V142H152ZM181 143H182V142H181ZM183 143H184V142H183ZM201 143H202V142H201ZM155 144H158V143H155ZM159 144H160V143H159ZM166 144H167V143H166ZM178 144H179V143H178ZM178 144H177V145H178ZM202 144H203V143H202ZM204 144H205V143H204ZM212 144L214 145V143H212ZM225 144H226V143H225ZM263 144H264V143H263ZM149 145H150V144H149ZM164 145H165V144H164ZM182 145H183V144H182ZM192 145H193V144H192ZM199 145H200V144H199ZM199 145H198V146H199ZM216 145H217V144H216ZM156 146H157V145H156ZM220 146H221V145H220ZM220 146H219V147H220ZM223 146H224V145H222V147H223ZM50 147H51V146H50ZM52 147H53V146H52ZM52 147H51V148H52ZM58 147H59V146H58ZM157 147H158V146H157ZM159 147H160V146H159ZM162 147H163V146H162ZM194 147H196V146H194ZM201 147H202V146H201ZM209 147H210V146H209ZM211 147H212V145H211ZM211 147H210V149H212ZM146 148H148V147H146ZM149 148H151V147H149ZM165 148H166V145H165ZM165 148H164L163 150H165ZM182 148H183V147H182ZM184 148H185V146H184ZM188 148H189V147H188ZM199 148H200V147H199ZM204 148H205V146H204ZM217 148H218V147H216V150H217ZM52 149H53V148H52ZM56 149H57V148H56ZM161 149H162V148H161ZM161 149H160V150H161ZM175 149H176V144H175ZM196 149H198V147H197ZM221 149H222V148H221ZM221 149H220V150H221ZM228 149H229V148H228ZM247 149H248V148H247ZM257 149H258V148H257ZM261 149H262V148H261ZM151 150H153V149H151ZM179 150H181V148H179ZM179 150H178V151H179ZM223 150H224V149H223ZM231 150H232V149H231ZM252 150H253V149H252ZM53 151L55 152V150H53ZM149 151H150V150H149ZM158 151H159V150H158ZM166 151H167V149H166ZM172 151H173V150H172ZM176 151H177V150H176ZM178 151H177V152H178ZM199 151H200V150H199ZM211 151H212V150H211ZM243 151H245V150H243ZM246 151H247V150H246ZM144 152H145V151H144ZM152 152H153V151H152ZM154 152H155V151H154ZM154 152H153V153H154ZM160 152H161V151H160ZM173 152H174V151H173ZM173 152H172V153H173ZM180 152H181V151H180ZM180 152H179V154H181ZM188 152H189V151H188ZM190 152H191V153H194V152H192L191 150H190ZM212 152H213V151H212ZM214 152H215V151H214ZM147 153H148V151H147ZM149 153H150V152H149ZM164 153H165V152H164ZM218 153H219V152H218ZM243 153H244V152H243ZM150 154H151V153H150ZM150 154H149V155H150ZM159 154H160V153H159ZM175 154H176V153H175ZM195 154H196V153H195ZM198 154H199V153H198ZM200 154H201V153H200ZM205 154H206V153H204V155H205ZM245 154H248V153H245ZM151 155H152V154H151ZM171 155H172V154H171ZM177 155H178V154H177ZM177 155H176V156H177ZM181 155H182V154H181ZM209 155H210V154H209ZM213 155H214V154H213ZM225 155H226V154H225ZM248 155H249V154H248ZM145 156H147V155H145ZM153 156H154V155H153ZM164 156H165V155H164ZM168 156H169V155H168ZM179 156H180V155H179ZM193 156H194V155H193ZM228 156H229V154H228ZM228 156H227V157H228ZM230 156H231V155H230ZM234 156H235V155H234ZM250 156H251V155H250ZM142 157H143V155H142ZM149 157H151V156H149ZM169 157H170V156H169ZM196 157H197V156H196ZM201 157H202V156H201ZM203 157H205V156H203ZM207 157H209V156H207ZM210 157H211V155H210ZM227 157H226V158H227ZM231 157H233V156H231ZM248 157H249V156H248ZM143 158H144V157H143ZM154 158H155V157H154ZM160 158H161V157H160ZM199 158H200V157H199ZM199 158H197V159H199ZM220 158H222V157H220ZM220 158H219V159H220ZM234 158H235V157H234ZM263 158H264V157H263ZM145 159H146V157H145ZM148 159H149V161H150L151 158H148ZM155 159H156V158H155ZM155 159H154V160H155ZM167 159H168V158H167ZM189 159H190V158H189ZM202 159H203V158H202ZM205 159H206V158H205ZM228 159H229V158H227V160H228ZM261 159H262V158H261ZM156 160H158V159H156ZM191 160H192V159H191ZM193 160H194V159H193ZM144 161H145V160H144ZM152 161H153V160H152ZM163 161H164V160H163ZM194 161H195V160H194ZM212 161H213V160H212ZM228 161H229V160H228ZM236 161H237V160H236ZM236 161H235V162H236ZM142 162H143V161H142ZM147 162H148V161H146V163H147ZM153 162H154V161H153ZM157 162H158V161H157ZM164 162H165V161H164ZM166 162H167V161H166ZM202 162H203V161H202ZM213 162H214V161H213ZM213 162H212V163H213ZM218 162H219V161H218ZM220 162H221V161H220ZM237 162H238V161H237ZM260 162H261V161H260ZM260 162H259V163H260ZM262 162H263V161H262ZM151 163H152V162H151ZM158 163H159V162H158ZM158 163H157L156 165H159ZM162 163H163V162H162ZM195 163H196V162H195ZM204 163H205V161H204ZM206 163H207V162H206ZM214 163H215V162H214ZM232 163H233V162H232ZM148 164H149V163H148ZM208 164H209V163H208ZM225 164H226V163H225ZM104 165H105V163H104ZM150 165H152V164H150ZM161 165H162V164H161ZM204 165H205V164H204ZM228 165H229V164H228ZM238 165H239V163H238ZM106 166H108V165L106 164ZM106 166H105V167H106ZM147 166H148V165H147ZM219 166H220V165H219ZM256 166H257V165H256ZM261 166H262V165H261ZM105 167H104V168H105ZM155 167H157V166H155ZM207 167H209V166H207ZM225 167H226V166H225ZM258 167H259V166H258ZM262 167H263V166H262ZM146 168H147V167H146ZM150 168H151V166L149 167V169H150ZM152 168H153V167H152ZM240 168H241V167H240ZM249 168H250V167H249ZM249 168H248V169H249ZM251 168H252V167H251ZM253 168H254V167H253ZM255 168H256V167H255ZM105 169H106V168H105ZM112 169H113V168H112ZM149 169H148V170H149ZM153 169H154V168H153ZM207 169H208V168H207ZM209 169H210V168H209ZM230 169H231V167H230ZM241 169H242V168H241ZM241 169H240V170H241ZM200 170H201V169H200ZM210 170H212V169H210ZM217 170H218V169H217ZM231 170H232V169H231ZM235 170H236V169H235ZM251 170H252V169H251ZM260 170H262V169H260ZM149 171H150V170H149ZM153 171H154V170H153ZM153 171H151V172L153 173ZM156 171H157V170H156ZM204 171H205V170H204ZM214 171H215V170H214ZM218 171H219V170H218ZM220 171H221V170H220ZM220 171H219V172H220ZM229 171H230V170H229ZM237 171H238V170H237ZM255 171H256V169H255ZM107 172H108V171H107ZM111 172H112V171H111ZM146 172H148V171H146ZM238 172H242V171H238ZM250 172H251V171H250ZM250 172H249V173H250ZM252 172H253V171H252ZM104 173H105V172H104ZM152 173H151V174H152ZM207 173H208V172H207ZM211 173H212V172H211ZM221 173H222V171H221ZM254 173H255V172H254ZM106 174H107V173H106ZM108 174H109V173H108ZM148 174H149V173H148ZM148 174H147V175H148ZM201 174H202V173H201ZM225 174H227V173H225ZM231 174H232V173H231ZM231 174H229V175H231ZM104 175H105V174H104ZM110 175H111V174H110ZM110 175H109V177H110ZM144 175H145V173H144ZM153 175H155V174H153ZM199 175H200V173H199ZM203 175H204V174H203ZM213 175H214V174H213ZM216 175H217V174H216ZM235 175H236V174H235ZM240 175H241V174H240ZM258 175H259V173H258ZM106 176H108V175H106ZM156 176H157V175H156ZM232 176H233V174H232ZM236 176H238V175H236ZM260 176H261V175H260ZM104 177H105V176H104ZM145 177H146V175H145ZM150 177L153 178L152 176H150ZM211 177H212V176H211ZM225 177L228 178V175H227V176L225 175ZM147 178H149V177H147ZM147 178H145V179H147ZM156 178H157V177H156ZM208 178H209V177H208ZM214 178H216V177L214 176ZM214 178L212 177V179H214ZM234 178H235V177H234ZM236 178H237V177H236ZM256 178H257V177H256ZM17 179L19 180V177H18V178L16 177L15 181H17ZM140 179H141V178H140ZM140 179H139V180H140ZM157 179H158V178H157ZM202 179H204V178H202ZM205 179H206V178H205ZM210 179H211V178H210ZM210 179H209V180H210ZM258 179H259V178H258ZM147 180L150 181L149 179H147ZM151 180H152V179H151ZM234 180H235V179H233V181H234ZM20 181H21V180H20ZM140 181H141V180H140ZM148 181H147V182H148ZM226 181L228 182L229 180H226ZM230 181H231V180H230ZM21 182H22V181H21ZM24 182L26 183V181H24ZM151 182H152V181H151ZM205 182H206V181H205ZM205 182H204V183H205ZM231 182H232V181H231ZM231 182H230V183H231ZM14 183H16V182H14ZM208 183H209V182H208ZM228 183H229V182H228ZM235 183H236V182H235ZM30 184H32V182H31ZM152 184H154V183L152 182ZM202 184H203V182H202ZM206 184H207V183H206ZM19 185H20V183H19ZM204 185H205V184H204ZM207 185H208V184H207ZM228 185H229V184H228ZM231 185H232V184H231ZM21 186H22V185H21ZM24 186H26V185H24ZM28 186H29V185H28ZM151 186H152V185H151ZM156 186H157V185H156ZM211 186H212V185H211ZM14 187H15V186H14ZM207 187H210V185L207 186ZM23 188H25V187H23ZM26 188H27V187H26ZM11 189H12V188H11ZM162 189H164V188H162ZM14 190H15V189H14ZM21 190H22V189H21ZM23 191H24V189H23ZM161 191H162V190H161ZM11 192H13V191L11 190ZM11 192H9V193L12 194ZM17 192H18V191H17ZM19 192H20V191H19ZM20 193H21V192H20ZM168 193H169V192H168V190H167V194H168ZM7 194H8V193H7ZM17 194H18V193H17ZM159 194H160V192H159ZM161 194H162V193H161ZM163 194L165 195V192H164ZM167 194H166V196H167ZM24 195H26V194H24ZM50 195H51V194H50ZM52 195H53V194H52ZM251 195H252V194H251ZM251 195H250V196H251ZM16 196H17V195H16ZM19 196H20V194H19ZM26 196H27V195H26ZM253 196H254V195H253ZM255 196H256V195H255ZM17 197H18V196H17ZM160 197H163V195L160 196ZM15 198H16V197H15ZM49 198H50V197H49ZM252 198H253V197H251V199H252ZM50 199H52V198H50ZM57 199H58V198H57ZM161 199H163V198H161ZM161 199H160V200H161ZM164 199H165V197H164ZM249 199H250V198H249ZM8 200H9V199H8ZM12 200H13V198H12ZM58 200H59V199H58ZM58 200H57V201H58ZM131 200H132V199H130V201H131ZM137 200H138V198H137ZM254 200H256V199H254ZM257 200H258V199H257ZM14 201H15V199H14ZM50 201H51V200H50ZM57 201H56V202H57ZM127 201H129V200H127ZM127 201L125 202V204L127 203ZM133 201H134V200H133ZM140 201H141V203L143 202V200H138V201H136V202L140 203ZM246 201H247V200H246ZM52 202H54V201H52ZM60 202H61V201H60ZM163 202H164V201H163ZM163 202H162V203H163ZM166 202H167V201H166ZM171 202H172V201H171ZM255 202H256V201H255ZM11 203H12V201H11ZM14 203H15V202H14ZM17 203H18V202H17ZM19 203H20V202H19ZM57 203H58V202H57ZM130 203H131V202H130ZM130 203H127V204H130ZM132 203H133V202H132ZM143 203H144V202H143ZM244 203H245V202H244ZM22 204H23V203H22ZM51 204H52V203H51ZM54 204H55V203H54ZM133 204H134V203H133ZM136 204H137V203H136ZM169 204H170V203H169ZM247 204H249V203L247 202ZM59 205H60V204H59ZM59 205H56L57 208H58ZM163 205H164V204H163ZM250 205H251V204H250ZM16 206H17V205H16ZM49 206H50V205H49ZM49 206H48V207H49ZM51 206H52V205H51ZM51 206H50V207H51ZM143 206H145V204H143ZM166 206H167V205H166ZM172 206H173V205H172ZM240 206H241V205H240ZM23 207H24V206H23ZM52 207L54 208V205H53ZM52 207H51V208H52ZM125 207H126V205H125ZM130 207H133V205L130 206ZM251 207H252V206H251ZM257 207H258V206H257ZM136 208H137V206H136ZM138 208H139V206H138ZM138 208H137V209H138ZM141 208H142V207H141ZM161 208H162V207H161ZM243 208H244V207H243ZM245 208H246V207H245ZM48 209H49V208H48ZM126 209H127V208H126ZM130 209H131V208H130ZM132 209H133V208H132ZM146 209H147V207H146ZM146 209H145V210H146ZM168 209H169V208H168ZM170 209H171V208H170ZM172 209H173V208H172ZM238 209H239V208H238ZM260 209H261V208H260ZM15 210H16V209H15ZM25 210H27V209H25ZM50 210H51V209H50ZM54 210H56V209H54ZM127 210H128V209H127ZM134 210H135V207H134ZM134 210H133V211H134ZM222 210H223V209H222ZM236 210H237V208H236ZM239 210H240V209H239ZM250 210H251V209H249V211H250ZM256 210H257V209H256ZM22 211H23V209H22ZM51 211H53V210H51ZM51 211H50V212H51ZM136 211H137V210H136ZM136 211H134V213H135ZM146 211H147V210H146ZM146 211H145V212H146ZM168 211H169V210H168ZM170 211H171V210H170ZM237 211H238V210H237ZM249 211H248V212H249ZM15 212H16V211H15ZM145 212L143 211V213H145ZM238 212L240 213V211H238ZM238 212H237V213H238ZM258 212H259V211H258ZM19 213H21V212H19ZM132 213H133V212H132ZM136 213H137V212H136ZM146 213H148V212H146ZM149 213H150V212H149ZM215 213H216V212H215ZM255 213H256V212H255ZM255 213H254V214H255ZM48 214H49V213H48ZM50 214H51V213H50ZM50 214H49V215H50ZM223 214H224V213H223ZM14 215H15V214H14ZM14 215H13V216H14ZM20 215H22V214H20ZM133 215H135V214H133ZM145 215H146V214H145ZM219 215H220V214H219ZM228 215H229V214H228ZM233 215H234V214H233ZM235 215H236V214H235ZM243 215H244V214H243ZM18 216H19V215H18ZM54 216H55V215H54ZM135 216H136V215H135ZM225 216H226V215H225ZM229 216H230V215H229ZM241 216H242V214H241ZM250 216H254V215H250ZM256 216H257V213H256ZM260 216H261V215H260ZM47 217H48V216H47ZM50 217H51V216H50ZM50 217H49V218H50ZM150 217H151V216H149V219H151ZM247 217H248V216H247ZM263 217H264V216H263ZM147 218H148V216H147ZM222 218H224V216H223ZM229 218H230V217H229ZM256 218L259 219L258 217H256ZM52 219H53V218H52ZM52 219H51V221H52ZM138 219H139V218H138ZM138 219H137V220H138ZM226 219H227V217H226ZM254 219H255V217H254ZM19 220H20V219L18 218V221H19ZM49 220H50V219H49ZM217 220H218V219H217ZM219 220H221V219H219ZM229 220H230V219H229ZM54 221H55V220H54ZM149 221H150V220H149ZM151 221H152V220H151ZM221 221H222V220H221ZM224 221H225V220H224ZM15 222H16V221H15ZM52 222H53V221H52ZM150 223H151V222H150ZM184 226H185V225H184ZM127 227H128V226H127ZM34 228H35V227H34ZM131 228H132V227H131ZM29 229H30V227H29ZM30 230H31V229H30ZM32 230H33V229H32ZM36 230H37V229H36ZM184 230H185V232H186L187 229H184ZM132 231H133V230H132ZM132 231H130V232H132ZM188 231H189V230H187V232H188ZM133 233H134V232H133ZM225 233H226V232H225ZM227 233H228V232H227ZM230 233H231V232H230ZM209 235H210V234H209ZM196 236H197V234H196ZM202 236L204 237V235H202ZM211 236H212V235H211ZM211 236H210V237H211ZM251 236H252V235H251ZM207 237H208V236H207ZM222 237H223V235H222ZM246 237H247V235H246ZM200 238H201V237H200ZM226 238H227V237H226ZM248 238H249V237H248ZM194 239H195V238H194ZM201 239H202V238H201ZM205 239H207V238H205ZM209 239H210V238H209ZM211 239H212V237H211ZM223 239H224V237H223ZM252 239H253V237H252ZM198 240H199V239H198ZM219 240H220V239H219ZM229 240H230V239H229ZM246 240H247V239H246ZM135 241L138 242L137 240H135ZM206 241H207V240H206ZM220 241H221V240H220ZM249 241H250V239H249ZM251 241H252V240H251ZM222 242H223V241H222ZM222 242H221V244H222ZM245 242H246V241H245ZM223 243H224V242H223ZM235 243H236V242H235ZM218 244H220V243H218ZM224 244H225V243H224ZM224 244H223V245H224ZM227 244H228V242H227ZM227 244H226V245H227ZM207 245H208V241H207ZM229 245H230V244H229ZM233 245H236V244H233ZM243 245H244V244H243ZM196 246H197V245H196ZM248 246H249V245H248ZM248 246H247V247H248ZM218 247H220V246H218ZM221 247H222V246H221ZM234 247H235V246H234ZM237 247H239L238 244H237ZM247 247H246V248H247ZM225 248H226V247H225ZM209 249H210V248H209ZM232 249H233V248H231V250H232ZM237 249H238V248H237ZM229 250H230V249H229ZM238 250H239V249H238ZM209 251H210V250H209ZM211 252H212V251H211ZM230 252H231V251H230ZM235 252H236V251H235ZM238 252H239V251H238ZM207 253H208V252H207ZM213 253H215V251H214ZM236 253H237V252H236ZM209 254H210V253H209ZM237 254H239V253H237ZM245 254H246V253H245ZM231 255H232V254H231ZM231 255H230V256H231ZM234 255H235V253H234ZM246 255H247V254H246ZM240 256H242V255H240ZM218 257H219V255H218ZM220 257H222V256H220ZM220 257H219V258H220ZM228 257H229V256H228ZM232 257H233V256H232ZM240 258H242V257H240ZM223 259H224V258H223ZM242 259H243V258H242ZM220 261H221V260H220ZM238 261H239V260H238ZM218 263H219V262H218ZM223 263H224V262H223ZM236 264H237V263H236Z\"/></svg>", "mask_w": 264, "mask_h": 264}]
</instances>
